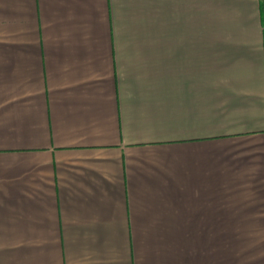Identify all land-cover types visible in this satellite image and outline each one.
Here are the masks:
<instances>
[{
    "label": "crops",
    "instance_id": "0c3cea01",
    "mask_svg": "<svg viewBox=\"0 0 264 264\" xmlns=\"http://www.w3.org/2000/svg\"><path fill=\"white\" fill-rule=\"evenodd\" d=\"M0 264H264L263 0H0Z\"/></svg>",
    "mask_w": 264,
    "mask_h": 264
},
{
    "label": "rangeland",
    "instance_id": "374dc122",
    "mask_svg": "<svg viewBox=\"0 0 264 264\" xmlns=\"http://www.w3.org/2000/svg\"><path fill=\"white\" fill-rule=\"evenodd\" d=\"M263 16H264V0H263Z\"/></svg>",
    "mask_w": 264,
    "mask_h": 264
}]
</instances>
